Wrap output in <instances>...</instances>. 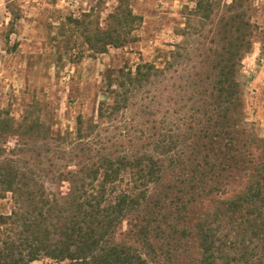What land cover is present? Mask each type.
Segmentation results:
<instances>
[{
    "label": "trees",
    "instance_id": "obj_1",
    "mask_svg": "<svg viewBox=\"0 0 264 264\" xmlns=\"http://www.w3.org/2000/svg\"><path fill=\"white\" fill-rule=\"evenodd\" d=\"M193 1L183 35L199 36L200 61L167 97L123 116L180 52L108 76L98 116H122L118 138L86 141L96 127L84 133L80 117L68 150L34 106L21 121L0 110V201L13 204L0 217V264H264V140L242 80L260 29L254 2ZM141 22L122 2L88 43L96 54L126 47Z\"/></svg>",
    "mask_w": 264,
    "mask_h": 264
},
{
    "label": "rangeland",
    "instance_id": "obj_2",
    "mask_svg": "<svg viewBox=\"0 0 264 264\" xmlns=\"http://www.w3.org/2000/svg\"><path fill=\"white\" fill-rule=\"evenodd\" d=\"M122 2L142 18L136 31L139 40L96 54L87 38L95 32L96 21L104 22ZM253 2V20L260 29L253 52L243 61L242 80L248 121L264 140V0ZM194 7L193 0H0V110L10 111L21 121L34 106L53 136L67 139L68 150L80 139L78 119L82 117L84 133L91 132L89 126L96 127L86 141L107 144V138L119 137L116 128L124 125L122 116L114 123L98 116L108 76L143 62L163 68L173 53L180 52L183 58L175 68L145 87L134 101L136 106L123 116L130 119L140 112L143 98L167 97L200 61L199 36L183 35ZM12 208L10 198L1 200L0 217L9 215ZM33 264L56 263L42 258Z\"/></svg>",
    "mask_w": 264,
    "mask_h": 264
}]
</instances>
